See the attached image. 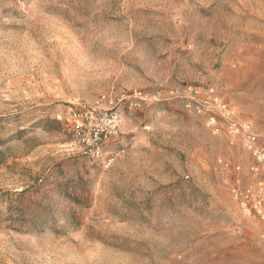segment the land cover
I'll return each mask as SVG.
<instances>
[{
    "label": "rangeland",
    "instance_id": "1",
    "mask_svg": "<svg viewBox=\"0 0 264 264\" xmlns=\"http://www.w3.org/2000/svg\"><path fill=\"white\" fill-rule=\"evenodd\" d=\"M189 88L264 146V0H0V264H264V164ZM98 102L110 167L67 123Z\"/></svg>",
    "mask_w": 264,
    "mask_h": 264
},
{
    "label": "built area",
    "instance_id": "2",
    "mask_svg": "<svg viewBox=\"0 0 264 264\" xmlns=\"http://www.w3.org/2000/svg\"><path fill=\"white\" fill-rule=\"evenodd\" d=\"M189 91L190 99L193 101L187 105L189 108L199 113H206L208 116L207 124L215 133H220L226 125L231 136L245 134L253 156L261 164H264V146L260 143L259 137L255 133L249 132L246 125H241L237 122L231 107L218 96L213 88L208 91L206 98H203L204 101L201 103L195 102V99L201 95L199 90L189 88ZM169 95L179 97L181 93L179 90L170 91ZM158 96H162V94L159 93ZM130 97H133L136 101H143L145 98L143 93L137 90ZM214 114H219L223 122H219V119ZM67 123L75 141L87 158L101 161L107 167H110L115 162L116 154L108 152L107 145L120 134L122 123L120 110L116 109L115 106L108 110L102 109L99 102L92 106L71 107L67 116ZM263 191L264 187L261 188L260 193L255 197L251 207L249 206L251 191L247 192L241 202L245 211L251 213L254 210L257 216L262 219H264V197H261Z\"/></svg>",
    "mask_w": 264,
    "mask_h": 264
}]
</instances>
